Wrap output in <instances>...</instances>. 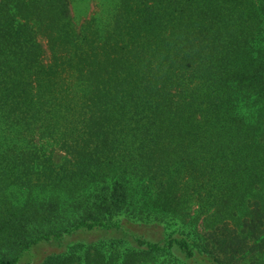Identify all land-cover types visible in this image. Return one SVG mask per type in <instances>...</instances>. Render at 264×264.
<instances>
[{
	"label": "trees",
	"instance_id": "trees-1",
	"mask_svg": "<svg viewBox=\"0 0 264 264\" xmlns=\"http://www.w3.org/2000/svg\"><path fill=\"white\" fill-rule=\"evenodd\" d=\"M72 1L0 0V191L17 185L76 194L80 184L99 183L71 227L44 230L23 249L82 227L130 233L108 222L132 209L138 188L129 181L164 188L166 173L178 169L198 196L199 188L215 193L211 205L227 207L225 217L238 215L235 228L203 258L186 237L161 244L136 235L139 244L178 247L193 264L262 263L264 0L260 7L256 0H95L96 14L82 22ZM244 101L252 103L249 116L240 111ZM43 139L69 155L55 163L39 146ZM39 198L0 212V251L24 243L31 216L50 219L58 197ZM91 247L79 264H136L133 250ZM0 264L34 262L0 252Z\"/></svg>",
	"mask_w": 264,
	"mask_h": 264
},
{
	"label": "rangeland",
	"instance_id": "rangeland-1",
	"mask_svg": "<svg viewBox=\"0 0 264 264\" xmlns=\"http://www.w3.org/2000/svg\"><path fill=\"white\" fill-rule=\"evenodd\" d=\"M256 2L258 7H260L262 0H256ZM96 9L95 0L72 1V11L80 22L94 16L97 11ZM262 16L264 17V14ZM261 26H264V21ZM40 40L44 47H46V40L42 38ZM49 55L50 52L45 50V62L50 60ZM250 105L252 103L244 101L241 104L240 111L245 115L249 114L252 110ZM37 142L39 146L45 144L43 150L47 155L52 156L55 163L63 162L65 157L69 155L65 148L59 146L58 143H53L50 139L37 140ZM166 174L165 178L169 185L164 188L158 183H156L157 187L154 185L147 186L148 182L145 180L129 181L131 188H138V190H132L134 193L131 199L132 209L116 214L112 218H109L108 222L120 221L131 228L130 233H125L117 228L100 227L88 229L82 227L71 232L64 231L63 235L54 236L51 239H40L36 243H33L29 250L23 249L24 245L28 244L30 239L38 237L44 230L59 232L64 230V228L71 227V223L74 220L73 216L79 213L81 208H84L82 205H92L91 203L88 204L87 201L85 202V199L82 198L91 192L94 193L95 190L93 188H97L95 186L99 183L80 184L79 190L75 192L76 194L70 193L65 188L40 191L17 185L10 186L4 191H0V212L12 205L20 206L26 204V202H34L38 200V197H40L39 202L48 201L51 195L58 197L55 200L59 201V204H55L56 207L46 214L51 215L48 221H41L44 223L35 220L31 216V220H28V229L31 228L30 236L27 234L24 243L16 245L12 250L4 251L3 249L0 252H5L7 255H16L19 252L23 260L31 259L34 264H44L46 261L49 263L50 260L59 257L63 259L66 256H70L75 264H79L80 258H82L81 255L89 246H92L90 251L93 252L96 251V246H103L106 252H112V250L115 251L119 248L124 253L126 249L131 250V252L133 250L134 252L132 253L136 257V264H193L180 248L152 250L145 244H139L136 240V235L161 244H166L167 240L173 236L186 237L201 256L200 258H203L207 254V251L211 250L213 243L214 245L220 243V240L228 235V227L235 228L234 225L236 219H238V215L234 218L225 217L224 213L229 211L227 207L223 205V209L220 212L216 206L211 205L212 201H214L215 193L213 192L208 195V187L199 188L202 195L198 196L197 188H195V192L192 191L194 189L192 183L194 180L188 175L181 173L180 170L175 169ZM210 186L212 187V185ZM217 192V194L222 193L221 190ZM154 203H159L166 207H156ZM32 205L39 206L40 203L35 202ZM169 207H171V211L167 210ZM239 207L232 206V209L238 210V214L241 217L243 212L237 209ZM177 209L178 214L175 215L173 211ZM16 210L18 211V209ZM243 228L244 224L239 226L240 230ZM1 240L2 237L0 236V242H2ZM14 240L12 241L14 242ZM219 249H221L219 251L220 256L226 254V251L223 250L226 249L225 245ZM129 257H131L130 252ZM222 264H225V262ZM237 264L251 263L248 262L247 258V261L242 259ZM260 264H264V261Z\"/></svg>",
	"mask_w": 264,
	"mask_h": 264
}]
</instances>
